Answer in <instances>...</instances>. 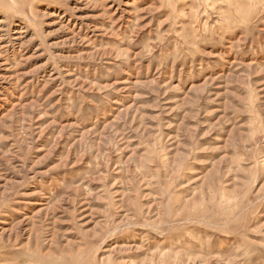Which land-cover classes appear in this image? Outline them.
<instances>
[{
  "label": "rangeland",
  "instance_id": "obj_1",
  "mask_svg": "<svg viewBox=\"0 0 264 264\" xmlns=\"http://www.w3.org/2000/svg\"><path fill=\"white\" fill-rule=\"evenodd\" d=\"M0 264H264V0H0Z\"/></svg>",
  "mask_w": 264,
  "mask_h": 264
},
{
  "label": "bare ground",
  "instance_id": "obj_2",
  "mask_svg": "<svg viewBox=\"0 0 264 264\" xmlns=\"http://www.w3.org/2000/svg\"><path fill=\"white\" fill-rule=\"evenodd\" d=\"M73 8V7H72Z\"/></svg>",
  "mask_w": 264,
  "mask_h": 264
}]
</instances>
